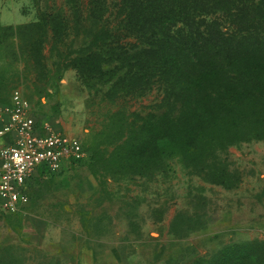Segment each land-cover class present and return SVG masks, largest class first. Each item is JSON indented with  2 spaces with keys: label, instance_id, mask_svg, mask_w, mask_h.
Here are the masks:
<instances>
[{
  "label": "rangeland",
  "instance_id": "374dc122",
  "mask_svg": "<svg viewBox=\"0 0 264 264\" xmlns=\"http://www.w3.org/2000/svg\"><path fill=\"white\" fill-rule=\"evenodd\" d=\"M73 7L0 0V104L21 89L40 122L86 151L77 165L39 171L20 212L0 210V264H264V139L217 150L208 169L125 152L136 139L148 146L164 89L118 83L126 67L106 51L98 19L76 25ZM56 13L73 22L55 35L41 17ZM87 59L92 67L77 69Z\"/></svg>",
  "mask_w": 264,
  "mask_h": 264
},
{
  "label": "trees",
  "instance_id": "16d2710c",
  "mask_svg": "<svg viewBox=\"0 0 264 264\" xmlns=\"http://www.w3.org/2000/svg\"><path fill=\"white\" fill-rule=\"evenodd\" d=\"M68 2L76 25L98 19L106 51L126 67L118 83L128 91L164 89L167 109L152 117L148 146L136 139L125 142V152L180 154L208 169L217 150L264 139V0ZM66 16L41 22L50 17L61 34L63 18L73 22ZM75 65L92 67L89 59Z\"/></svg>",
  "mask_w": 264,
  "mask_h": 264
},
{
  "label": "built area",
  "instance_id": "2783aa9c",
  "mask_svg": "<svg viewBox=\"0 0 264 264\" xmlns=\"http://www.w3.org/2000/svg\"><path fill=\"white\" fill-rule=\"evenodd\" d=\"M86 156L81 139L40 122L21 89L0 104V210L20 212L31 200L30 182L39 171L56 173Z\"/></svg>",
  "mask_w": 264,
  "mask_h": 264
}]
</instances>
